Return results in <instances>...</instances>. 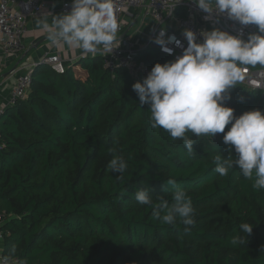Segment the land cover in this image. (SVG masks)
<instances>
[{"label":"trees","instance_id":"1","mask_svg":"<svg viewBox=\"0 0 264 264\" xmlns=\"http://www.w3.org/2000/svg\"><path fill=\"white\" fill-rule=\"evenodd\" d=\"M137 60L150 71L173 61L153 48ZM146 76L112 73L99 57L80 58L64 74L34 70L28 98L0 115L4 256L15 246L17 264H264V189L238 168L215 172L212 158L229 155L223 133L193 135L190 155L182 139L153 129L149 105L132 88ZM229 92L235 116L264 111L262 93ZM113 150L128 164L123 181L108 169ZM167 179L192 199L188 230L179 217L174 225L155 220L135 199L146 188L154 204L161 195L171 203ZM241 223L253 233L233 245L232 237L246 238Z\"/></svg>","mask_w":264,"mask_h":264},{"label":"clouds","instance_id":"2","mask_svg":"<svg viewBox=\"0 0 264 264\" xmlns=\"http://www.w3.org/2000/svg\"><path fill=\"white\" fill-rule=\"evenodd\" d=\"M193 3L208 14L206 19L226 15L242 26L255 25L257 31L244 39L242 34L233 35L216 28L203 32V41L198 42L197 34L186 29L182 34L188 42L185 48L175 35L168 36L166 29L161 30L153 42L165 53H173L169 47L172 44L183 48V54L173 61L156 63L142 81L132 85L133 91L140 105H149L151 127L162 128L172 139H182L190 155L195 153L194 145L198 142L193 135L199 139L210 136L213 140L223 133L229 155L226 158L221 153L212 158L215 172L227 176L230 170L238 168L259 191L264 189V111H246L237 117L226 101L231 99L229 90L243 79V68L264 67V0H193ZM36 26L47 34L52 45L78 49L81 55L93 57L113 51L119 28L114 0H72L70 12L51 14L50 20L49 13H44L36 19ZM228 125L231 127L225 132ZM127 168L125 159L113 150L108 169L120 173L117 179L123 181ZM166 183L174 189L170 193L171 203L161 195L154 204L146 188L136 191L135 199L153 208L155 220L174 225L179 217L188 230L195 223L192 199L185 189L177 187L175 179H167ZM253 229L249 223H241L239 231L246 238L236 235L231 243H247ZM15 254L13 246L0 258V264H13ZM21 264L28 261L25 259Z\"/></svg>","mask_w":264,"mask_h":264},{"label":"built area","instance_id":"3","mask_svg":"<svg viewBox=\"0 0 264 264\" xmlns=\"http://www.w3.org/2000/svg\"><path fill=\"white\" fill-rule=\"evenodd\" d=\"M45 3L46 0H0V52L6 56H18L24 52L28 19L44 14ZM71 7L72 1H64L62 12H70ZM114 14L119 28L113 51L97 53L94 57L90 54L88 56L81 55L80 58H102L105 67L110 72L124 69L135 81L141 75H148L150 72L144 61L137 60L138 54L143 49H156L161 55L172 60L183 54V48L172 44L169 45L173 48L171 55L162 51L160 45H155L153 40L161 30L166 29L168 36L175 35L182 41L185 48L188 42L182 34L186 29L193 30L197 34L198 42L203 41V32L216 28L233 35L242 34L244 39H247L250 33L257 31L255 25L242 26L238 22L228 19L226 15L206 19L208 14L199 9L193 0H114ZM123 17H128V21L125 22ZM147 18L154 21L155 28L152 33L146 36L145 42L138 44L132 36L127 37L139 20ZM125 32H127L126 35ZM122 35L125 37L120 39ZM41 62L56 74H64L67 68L59 53H46ZM37 67V65H33L24 68L25 71L17 77L16 83L10 91L8 108L14 107L18 102L28 98L33 84V73ZM242 72L243 79L236 86L264 95V67L246 66ZM5 111V109L1 110L0 115ZM2 147L3 143L0 140V149ZM3 225L4 221L0 216V238H3ZM2 257L4 255L0 256V258ZM13 264H17V262L13 260Z\"/></svg>","mask_w":264,"mask_h":264},{"label":"crops","instance_id":"4","mask_svg":"<svg viewBox=\"0 0 264 264\" xmlns=\"http://www.w3.org/2000/svg\"><path fill=\"white\" fill-rule=\"evenodd\" d=\"M64 1L72 0H46L44 13H49V20L52 15H60L62 12V5ZM131 12V11H129ZM128 12V13H129ZM38 17L29 18L27 22L28 32L24 38L25 50L18 56H6L0 52V111L8 109L10 103V91L15 85L17 77L22 74L25 69L30 66L42 65L41 60L46 53H59L67 67H71L81 57L78 49H70L67 46H54L51 41L47 39V34L36 26V19ZM128 17H123V20L128 21ZM143 25L150 27L152 31L155 28V23L152 19L147 18L142 20ZM126 33V32H125ZM124 33V34H125ZM152 32L141 30L132 36L138 44L145 42L146 36ZM128 35L127 37H129ZM28 70V69H27ZM26 70V71H27ZM4 255V240L0 238V256Z\"/></svg>","mask_w":264,"mask_h":264},{"label":"rangeland","instance_id":"5","mask_svg":"<svg viewBox=\"0 0 264 264\" xmlns=\"http://www.w3.org/2000/svg\"><path fill=\"white\" fill-rule=\"evenodd\" d=\"M142 31L143 33H145L146 31H148V32H152V29L150 28V27H145L144 25H143V21L142 20H139L138 22H137V24L134 26V28L129 32V35L130 36H135L136 35V33L138 32V31ZM27 32H28V28H27ZM27 34V33H26ZM30 94V93H29ZM29 96V95H28ZM27 99V98H26Z\"/></svg>","mask_w":264,"mask_h":264},{"label":"water","instance_id":"6","mask_svg":"<svg viewBox=\"0 0 264 264\" xmlns=\"http://www.w3.org/2000/svg\"><path fill=\"white\" fill-rule=\"evenodd\" d=\"M127 32H128V31H127ZM127 32H126V33H127ZM126 33H125V35H126ZM125 35H122L120 39H123V38L125 37ZM155 45L158 46V44H155ZM262 98L264 99V95L262 96Z\"/></svg>","mask_w":264,"mask_h":264}]
</instances>
